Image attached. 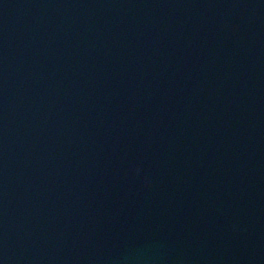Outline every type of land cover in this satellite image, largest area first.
<instances>
[{"label": "water", "instance_id": "water-1", "mask_svg": "<svg viewBox=\"0 0 264 264\" xmlns=\"http://www.w3.org/2000/svg\"><path fill=\"white\" fill-rule=\"evenodd\" d=\"M0 264H264V0H0Z\"/></svg>", "mask_w": 264, "mask_h": 264}]
</instances>
